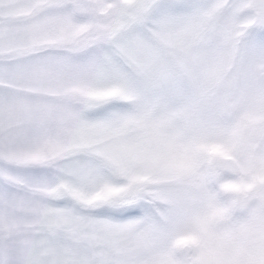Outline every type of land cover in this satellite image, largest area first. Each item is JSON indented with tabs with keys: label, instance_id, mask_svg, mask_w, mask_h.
Wrapping results in <instances>:
<instances>
[{
	"label": "snow or ice",
	"instance_id": "snow-or-ice-1",
	"mask_svg": "<svg viewBox=\"0 0 264 264\" xmlns=\"http://www.w3.org/2000/svg\"><path fill=\"white\" fill-rule=\"evenodd\" d=\"M0 264H264V0H0Z\"/></svg>",
	"mask_w": 264,
	"mask_h": 264
}]
</instances>
